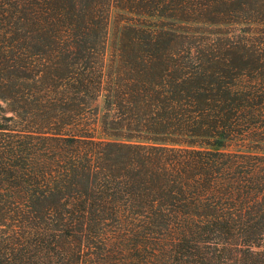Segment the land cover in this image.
<instances>
[{
	"label": "trees",
	"instance_id": "1",
	"mask_svg": "<svg viewBox=\"0 0 264 264\" xmlns=\"http://www.w3.org/2000/svg\"><path fill=\"white\" fill-rule=\"evenodd\" d=\"M0 99V264H264V0H0Z\"/></svg>",
	"mask_w": 264,
	"mask_h": 264
},
{
	"label": "rangeland",
	"instance_id": "2",
	"mask_svg": "<svg viewBox=\"0 0 264 264\" xmlns=\"http://www.w3.org/2000/svg\"><path fill=\"white\" fill-rule=\"evenodd\" d=\"M118 13L119 12L113 10L110 16V20L108 24V34H107V56H109V54L112 51L111 48L113 42L115 41L118 31L120 30V25L122 24V22H120L121 18ZM0 106L6 107V104L1 99H0ZM7 114L10 113L7 112ZM262 249L264 250V242L262 245Z\"/></svg>",
	"mask_w": 264,
	"mask_h": 264
}]
</instances>
